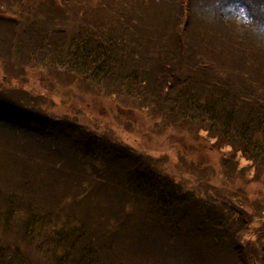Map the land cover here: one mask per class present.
Segmentation results:
<instances>
[{
    "label": "trees",
    "instance_id": "trees-1",
    "mask_svg": "<svg viewBox=\"0 0 264 264\" xmlns=\"http://www.w3.org/2000/svg\"><path fill=\"white\" fill-rule=\"evenodd\" d=\"M135 1L0 0V61L4 67L41 66L84 85L111 86L168 124L195 126L245 158L264 187V51L252 63L203 54L164 18H152L159 13L150 0ZM204 1L223 20L262 7L261 0H253L254 8L248 0ZM262 15L255 21H264ZM236 62L238 69L230 68ZM23 100L0 90V132L7 135L0 142L6 158L0 161V242L11 229L25 243L21 257L10 243L0 245V264H15V254L21 264H36L38 258L39 264H211L200 249L195 254L196 245L205 253L210 244L231 247L233 264H264L256 243L255 251L242 249L247 234L259 233L254 221L264 225V209L257 217L240 212L249 209L244 195L243 207L233 213L221 204H201L194 194H182L155 163L36 115L17 102ZM23 135L45 144L53 158L32 164L37 172L20 170L19 179L30 189L23 195L27 200L5 189L16 175L11 158ZM54 161H66L69 168L62 171ZM104 179L117 183L115 193L107 191ZM219 260L216 264H225Z\"/></svg>",
    "mask_w": 264,
    "mask_h": 264
},
{
    "label": "rangeland",
    "instance_id": "rangeland-1",
    "mask_svg": "<svg viewBox=\"0 0 264 264\" xmlns=\"http://www.w3.org/2000/svg\"><path fill=\"white\" fill-rule=\"evenodd\" d=\"M142 1L135 2L141 5ZM151 2L152 5H156L158 13L160 14V11L162 13L161 15L154 13L152 18L153 16L156 20L158 17L164 18L169 26L175 28L172 31H177L183 40H190L188 44L196 47L203 54L211 51L227 56V59L239 57L240 60L245 59V62L252 63L251 58L264 51V27L260 29L258 24H246L245 14L242 19L237 18L238 20L233 23L232 19H236L234 16L223 20L221 16L216 15L214 4L204 0H150L147 4L150 5ZM189 3L193 4L191 13H189ZM139 8L143 12L142 8ZM117 9L121 10L120 7ZM252 12L253 14L250 11L252 14L250 19L253 21L256 19L255 16L258 18L260 17L258 15L264 13ZM182 14L184 15L181 18ZM137 22L141 23L142 19ZM219 27L222 29L218 30ZM238 66L237 62L230 64L232 69H238ZM244 70L240 65L239 71ZM0 90L8 96L24 99L23 102H17L36 115L59 122L63 126L71 125L70 129L86 131L104 141L126 147L132 151L133 157L144 163L147 162L148 165L155 163V167L169 174L176 182L182 194L188 197L194 194L201 204H208L211 208L222 205L227 214L233 213L234 210L238 211L243 207L241 196L244 195L250 210L244 206L240 212L247 211L250 216L257 217V210L264 209V187L259 184V179L256 177L258 172L234 149L222 145L195 126L174 123L171 125L164 122L155 112L137 105L135 99L127 97L124 93L115 91L113 93L111 86L107 88L102 85L98 88L84 85L77 80H69L64 76L53 74L41 66L4 67L0 61ZM6 140L7 135L4 136V132H0V142ZM18 143L17 137L16 149L11 158L15 162L13 166L16 175L6 182L5 189L8 193L23 196L28 195L30 189L19 179L20 170L37 172L32 164L46 163L53 158L50 156L49 148L40 142L37 144L32 137L23 135L21 144ZM73 157L75 156L71 155L68 159L75 162ZM3 160L6 161V158L4 151L0 149V161ZM55 164L56 166L60 164L62 171L69 168L66 161L63 164L54 161L52 166ZM62 183L64 185V182ZM104 184L108 192L115 193L114 189L117 190L115 182L104 179ZM24 197L27 196L22 198ZM27 199L28 197L24 200ZM240 212L237 216H240ZM136 224L142 234L141 224ZM254 225L256 229L259 228V233L255 236L247 234L242 243L244 253H246L244 249L246 245L255 251L251 248L255 246L254 243L258 251L264 253V225L261 221H254ZM51 229L55 230V228ZM3 236L0 245L6 247L10 243L12 246L9 249L13 253L19 249L18 255L21 257L25 243L16 232L7 229ZM210 245L209 251L205 253L203 247L199 248L196 245L195 254L200 249L199 254L211 264L218 263L219 258L223 259L225 264H233L236 261L235 254L229 257L232 254L231 247L216 249L218 244L215 247ZM120 246L125 247L124 244ZM129 246L128 244L127 247ZM12 258L15 264L21 262L16 254ZM41 261L42 259H37L38 264ZM185 264L192 263L188 261ZM254 264L259 263L254 262Z\"/></svg>",
    "mask_w": 264,
    "mask_h": 264
},
{
    "label": "snow or ice",
    "instance_id": "snow-or-ice-1",
    "mask_svg": "<svg viewBox=\"0 0 264 264\" xmlns=\"http://www.w3.org/2000/svg\"><path fill=\"white\" fill-rule=\"evenodd\" d=\"M261 4H262L261 11L264 12V0H261ZM248 5L250 7H253L254 8L253 0H248Z\"/></svg>",
    "mask_w": 264,
    "mask_h": 264
}]
</instances>
